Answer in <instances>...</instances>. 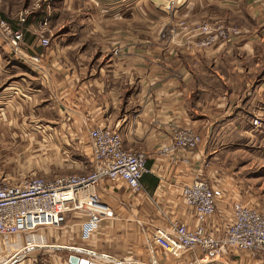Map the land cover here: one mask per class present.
Instances as JSON below:
<instances>
[{
  "label": "crops",
  "instance_id": "0c3cea01",
  "mask_svg": "<svg viewBox=\"0 0 264 264\" xmlns=\"http://www.w3.org/2000/svg\"><path fill=\"white\" fill-rule=\"evenodd\" d=\"M167 3L33 1L23 6L28 12L19 22V4L0 0L2 17L21 28L23 48L41 57L31 66L0 42V128L47 133L52 138L37 145L52 149L58 172L70 173L68 162L77 172L90 167L88 128L107 126L119 133L123 148L145 154L148 168L135 191L120 179L97 183L113 217L101 220L89 237L79 236L83 214L71 211L52 227V246L33 248L36 255L18 264H264V253L252 250H228L216 259L190 251L173 256L151 238L154 227L172 220L195 223L179 186L198 175L221 190L204 224L209 232L219 234L230 222L235 200L264 214V162H225L235 150L224 137L264 124V0H178L169 9ZM42 19L46 47L36 34ZM202 21L237 30L223 41L201 43L206 33L194 25ZM250 72L263 75L252 85ZM255 95L257 123L251 116L244 128L235 127L230 121L238 117L237 103ZM177 125L201 135L188 162L160 149Z\"/></svg>",
  "mask_w": 264,
  "mask_h": 264
},
{
  "label": "built area",
  "instance_id": "2783aa9c",
  "mask_svg": "<svg viewBox=\"0 0 264 264\" xmlns=\"http://www.w3.org/2000/svg\"><path fill=\"white\" fill-rule=\"evenodd\" d=\"M177 1L168 0L165 7L169 9ZM27 12V9L21 10L19 22L24 21ZM194 28L206 33L201 43L223 41L237 30L233 24L214 21H202ZM46 29V19L39 20L36 34L44 47L49 43L44 35ZM21 35V28L11 27L0 14V42L6 44L15 57L38 66L40 55L23 48ZM251 122L256 124L257 118H252ZM87 136L91 164L85 172L60 173L51 178L29 174L14 182L0 178V264H18L24 250L52 246L40 228H59L71 211L84 216L79 224L81 238L89 237L101 220L113 217L110 206L96 192L100 180L120 179L129 190L139 189L140 177L148 169L145 154L123 148L119 133L107 126H92L88 128ZM200 140L197 130L177 125L172 127L169 138L161 143L160 149L170 155L182 154L178 159L188 162V152H192ZM179 193L183 202L192 207L195 223L188 226L172 220L167 227L156 226L151 231L153 242L170 255L190 251L199 253L200 258L216 259L228 250L264 253V214L256 207L233 201L230 222L216 234L209 232L204 224L215 211L220 188L198 175L180 185ZM41 241L45 244L38 245ZM198 260L195 264H199ZM38 264L49 263L39 260Z\"/></svg>",
  "mask_w": 264,
  "mask_h": 264
},
{
  "label": "rangeland",
  "instance_id": "374dc122",
  "mask_svg": "<svg viewBox=\"0 0 264 264\" xmlns=\"http://www.w3.org/2000/svg\"><path fill=\"white\" fill-rule=\"evenodd\" d=\"M10 1L11 3L14 2V4H19L14 6L23 10V6L29 5L33 1L42 2L43 0ZM262 75L263 73L260 75L258 74V72H250V84L252 83L253 85V83H255V80ZM245 100L246 98L237 103L238 117L232 118L230 121L232 124H234L235 127L244 128V126L247 125L250 117H254L253 115L257 114V106H260L257 102L256 95L250 98L249 101ZM262 117L264 118V114ZM0 129V178L4 177L8 181L14 182L22 176H26L29 174H36L45 178H51L52 169H54L53 173H60L62 169H59L60 171L58 172V168L55 169V167H53L52 165V149H40V147L37 145V142L41 140L45 143V141H48L52 138H49L50 136L47 133L42 132L41 136V134H39L37 131L33 133L31 132L32 129H30V131H26L25 133L19 135L18 133H12V131L15 130L6 127ZM224 137L226 139H231L232 142L227 141V143L232 145L233 149L235 150L232 156V161L230 159H227L225 160V162H264V124L260 123L256 127H248L247 131H242L241 134L227 135ZM74 155H76V157H81L80 159L82 160L86 158L84 154L82 156L77 152H73L71 156L75 157ZM68 163L71 164L68 168V172L77 173V171L80 170L79 167H74L73 164H76L75 162ZM78 163L81 164L82 162ZM254 171L252 169L249 172L247 171V175L253 184L251 186L255 187L256 177H254ZM40 231L43 232L44 235H46L47 243H52V227L46 226L40 228ZM33 250V248L24 250L23 256L19 261L23 260L26 257L32 258L33 255H36L34 254ZM162 255L165 256V253ZM43 260L47 263H50L46 259ZM167 261L172 263L171 258L169 257L167 258ZM174 264L177 263L174 262Z\"/></svg>",
  "mask_w": 264,
  "mask_h": 264
},
{
  "label": "bare ground",
  "instance_id": "6f19581e",
  "mask_svg": "<svg viewBox=\"0 0 264 264\" xmlns=\"http://www.w3.org/2000/svg\"><path fill=\"white\" fill-rule=\"evenodd\" d=\"M43 244H45V243H43V241H41L38 245H43ZM50 245H52V244H50Z\"/></svg>",
  "mask_w": 264,
  "mask_h": 264
},
{
  "label": "water",
  "instance_id": "95a60500",
  "mask_svg": "<svg viewBox=\"0 0 264 264\" xmlns=\"http://www.w3.org/2000/svg\"><path fill=\"white\" fill-rule=\"evenodd\" d=\"M90 264H92V263H90Z\"/></svg>",
  "mask_w": 264,
  "mask_h": 264
}]
</instances>
